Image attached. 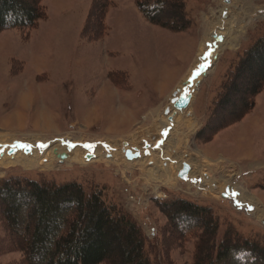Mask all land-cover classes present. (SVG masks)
<instances>
[{"label": "rangeland", "instance_id": "obj_1", "mask_svg": "<svg viewBox=\"0 0 264 264\" xmlns=\"http://www.w3.org/2000/svg\"><path fill=\"white\" fill-rule=\"evenodd\" d=\"M96 1L40 0L47 17L36 27L0 32V153L18 142L50 147L63 141L69 158L80 145L103 147L106 154H114L124 141L131 147L130 155L115 162L107 155L99 161L85 159V164L65 159L51 168L1 165L0 180L18 176L56 184L77 182L88 191H102L108 203L120 205L142 227L152 264H195L199 245L198 239L177 236L156 200L184 198L207 206L218 216L221 233L233 228L244 238L264 244V217L259 219L257 206L249 208L241 199L242 193L252 195L264 211V87L254 97L253 108L241 114L243 99L264 77V64L245 67L229 103L220 110L219 122L232 121L206 140L195 138L238 54L264 35V17L249 24L238 48L222 49L197 88L190 86L188 91L195 89V94L188 110L178 112L174 123L166 113L173 111V93L196 79V72L189 76L190 71L204 36L220 30L215 27L219 17L222 25L231 13L242 17L255 7L256 18L264 0H186L194 30L192 26L180 32L150 23L138 0H106V33L91 39L83 32ZM225 6L229 10L221 15ZM189 30L190 64L158 103L157 79L166 69L160 66L188 54L178 53L177 47L178 34ZM182 161L192 167L187 180L178 176ZM165 172L175 175V185L163 183L160 175ZM228 187L229 198H224ZM5 234L0 219V236ZM116 246L123 252L129 249L123 239L113 249ZM22 261V252L0 255V264ZM203 264H208L207 259Z\"/></svg>", "mask_w": 264, "mask_h": 264}, {"label": "trees", "instance_id": "obj_2", "mask_svg": "<svg viewBox=\"0 0 264 264\" xmlns=\"http://www.w3.org/2000/svg\"><path fill=\"white\" fill-rule=\"evenodd\" d=\"M99 1L94 2L84 27V36L91 39L103 38L107 30L108 1ZM186 3L137 1L150 23L175 32L194 25ZM46 17L40 0H0V32L36 27ZM258 63L264 64V35L238 54L209 108L207 121L196 134L197 141L214 136L232 121L219 122L220 110L229 103L245 67ZM263 87L264 77L243 99L241 114L253 108L254 97ZM155 202L180 239H198L195 264L206 259L208 264H264V244L244 238L233 228L221 233L220 220L211 208L184 198ZM0 219L6 233L0 236V255L22 252V264H152L142 227L120 205L108 203L102 191H88L77 182L56 184L18 176L2 179ZM120 239L128 244L124 252L112 247Z\"/></svg>", "mask_w": 264, "mask_h": 264}, {"label": "bare ground", "instance_id": "obj_3", "mask_svg": "<svg viewBox=\"0 0 264 264\" xmlns=\"http://www.w3.org/2000/svg\"><path fill=\"white\" fill-rule=\"evenodd\" d=\"M254 8L247 9L248 11L242 17L239 15H237L239 17H233L234 12L231 13V16L226 20V22L224 21L222 25L219 22L222 17H219L220 18L219 21L215 22V25H216L215 27L219 28L221 31L218 30L217 33L211 34L210 35L211 37L209 35L207 36V34L204 36L205 39L204 41H202L200 51L197 57L198 60L196 61V65L194 69H192L189 74V76H192L193 73L196 72L197 74L195 77L196 79L194 80L193 84L191 85L187 84V87H185L187 90L190 88V86H194L199 80H201L202 79L201 76H204V74L206 75L205 73L206 71L207 72L208 70L210 71L211 67L215 65L216 61L218 60L219 54L221 53L222 49L225 46H229L234 49L238 48L240 46V38L242 34L245 33L249 24L250 23L252 24L258 18L264 17V8H262L258 10L259 12H261V14L255 18L254 15H256L257 13L255 14L256 10ZM228 10H229V6H225L221 10L220 14L222 15L224 12H227ZM204 24H207L205 26H208L209 21L206 20ZM220 36L224 38L223 42L217 41V37H220ZM169 114H170L169 116H172L173 111L170 110ZM169 116H167L168 121H169ZM172 123H174V115H173ZM190 129H191V132L194 131V127L191 124H190ZM62 143L63 141L62 142L60 141V143H51V145H48L50 147H46L45 144H42L41 147H39L38 145L40 143L37 145L36 142H34V144H32L31 146L26 144L25 146L27 147L21 148V145L18 142L16 143L18 145H16V147L13 148L15 149V151L10 152V150L12 149L10 148L9 150H6L4 153H0V156H1L0 166L1 165H4V166L21 165L25 167V166L45 165L46 167L51 168L53 167L54 162L56 161L63 162V160L69 159V162L71 161V163L73 164L74 163L85 164L87 160L90 162V161H99V160L105 159L106 155L108 156V158L111 159V161L115 162L118 159L120 160L125 159L126 155H130L128 150L131 149L128 143L127 145L124 144L125 143L124 141H121L120 142L121 144L117 145V148H116L117 151L114 154H110L108 152L106 154V151L104 150L105 148L103 149V147L101 148V150H99L100 149L99 146L96 149L94 145L93 146L91 145L92 147H88L87 149H84L85 148L83 147L84 145H80V148L74 149L72 157L69 158L67 154L68 145L64 144L66 142H64L63 144ZM109 149L113 150L112 147H109ZM132 149L134 151H139L138 147H132ZM48 152L51 154V157L47 154ZM183 163H189V162L182 161L181 163H179L178 171L182 169ZM152 172L153 171L150 170V173ZM165 173L160 175V179L163 181V183H165V185L166 184L175 185V182H176V177H174L175 175H172L169 172H165ZM223 188L219 187V189H223ZM241 199L245 202L247 206H249V208L254 205L257 206L256 209L258 211L257 212L258 217L260 216L259 219H262L264 217V211L259 206L258 199H256L252 195H248V194L246 195V193L241 194Z\"/></svg>", "mask_w": 264, "mask_h": 264}, {"label": "crops", "instance_id": "obj_4", "mask_svg": "<svg viewBox=\"0 0 264 264\" xmlns=\"http://www.w3.org/2000/svg\"><path fill=\"white\" fill-rule=\"evenodd\" d=\"M191 29L194 30V25H193V28H191ZM192 30L187 31L185 34L184 33L178 34V36L180 35L179 36L180 42L178 44L177 51H178V53H181L183 55H186L187 53L188 54L184 58L181 56L179 57L176 54L177 57L175 56L176 61L174 63L167 64L166 66L165 65L160 66V67L166 68V69L163 72H161V74L158 76V79H157V91L158 92H157L156 96L160 99V101L158 103H161V101H163L164 98H166V96L170 92V91L167 92L169 89H171L177 85V81L179 80V77L184 72H186V69H187L188 65L190 64V61H191L190 49L192 47L193 42H192L191 38H189L188 36H190L189 32ZM160 67H157V69H160ZM151 72H154V71L151 70ZM160 81L161 82L163 81L164 83H161L162 85H160L159 84ZM194 109H195V107H194Z\"/></svg>", "mask_w": 264, "mask_h": 264}, {"label": "water", "instance_id": "obj_5", "mask_svg": "<svg viewBox=\"0 0 264 264\" xmlns=\"http://www.w3.org/2000/svg\"><path fill=\"white\" fill-rule=\"evenodd\" d=\"M226 2L228 3V0ZM225 15L226 14H224V16ZM223 40H224L223 37L221 36L217 37L218 42H223ZM200 83L201 81H198L195 84V87L197 88L200 85ZM194 93H195V90H192L190 92L186 88H184L183 90L179 88L176 90V92H174L173 97L171 98V103L173 105V114L172 116H169L170 122L173 121V115L175 116L178 112H184L185 110H187L189 107L192 106L193 99H194ZM166 113L169 114V110H166ZM124 144L127 145V142H125ZM150 147H151L150 145H146L145 150L149 151ZM13 151H15V149L12 148L10 152H13ZM191 171H192L191 165L189 163H183V167L181 170H179L178 176L179 178L183 180H187ZM229 193H230V189L227 188L226 194H224L223 197L229 198ZM263 225H264V221H263Z\"/></svg>", "mask_w": 264, "mask_h": 264}, {"label": "snow or ice", "instance_id": "obj_6", "mask_svg": "<svg viewBox=\"0 0 264 264\" xmlns=\"http://www.w3.org/2000/svg\"><path fill=\"white\" fill-rule=\"evenodd\" d=\"M21 147H27L25 145H21ZM85 147H92L91 145H86Z\"/></svg>", "mask_w": 264, "mask_h": 264}]
</instances>
